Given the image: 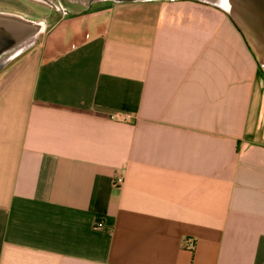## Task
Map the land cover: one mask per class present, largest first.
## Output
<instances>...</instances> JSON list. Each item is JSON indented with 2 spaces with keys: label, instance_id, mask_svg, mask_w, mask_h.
<instances>
[{
  "label": "crops",
  "instance_id": "crops-1",
  "mask_svg": "<svg viewBox=\"0 0 264 264\" xmlns=\"http://www.w3.org/2000/svg\"><path fill=\"white\" fill-rule=\"evenodd\" d=\"M57 1L0 71V264H264V71L229 14Z\"/></svg>",
  "mask_w": 264,
  "mask_h": 264
},
{
  "label": "water",
  "instance_id": "water-1",
  "mask_svg": "<svg viewBox=\"0 0 264 264\" xmlns=\"http://www.w3.org/2000/svg\"><path fill=\"white\" fill-rule=\"evenodd\" d=\"M43 1L52 3L50 0ZM202 1L211 3L229 14L243 33L247 44L264 71V0ZM44 29L42 21L0 11V60L4 54H13L27 48L33 38Z\"/></svg>",
  "mask_w": 264,
  "mask_h": 264
},
{
  "label": "rangeland",
  "instance_id": "rangeland-1",
  "mask_svg": "<svg viewBox=\"0 0 264 264\" xmlns=\"http://www.w3.org/2000/svg\"><path fill=\"white\" fill-rule=\"evenodd\" d=\"M50 1L53 4L43 0H0V11L18 14L35 21H42L46 28L57 15L62 13L61 9L64 8L63 5L59 3L60 1ZM42 33L43 32L34 37L27 48L14 52L13 54H4L0 60V71L31 47L39 39Z\"/></svg>",
  "mask_w": 264,
  "mask_h": 264
},
{
  "label": "built area",
  "instance_id": "built-area-1",
  "mask_svg": "<svg viewBox=\"0 0 264 264\" xmlns=\"http://www.w3.org/2000/svg\"><path fill=\"white\" fill-rule=\"evenodd\" d=\"M64 11H65V9L62 8L61 12L64 13ZM124 118L128 119V118H130V115L125 114ZM122 182H123V177L121 175L116 174L114 176V178H113V185L114 186H119V185L122 184ZM194 243H195L194 239H191V238H187L186 241H185V245H186L187 249H192L193 246H194Z\"/></svg>",
  "mask_w": 264,
  "mask_h": 264
}]
</instances>
